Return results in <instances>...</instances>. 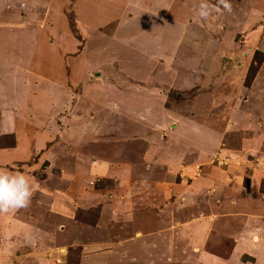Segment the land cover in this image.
<instances>
[{"label": "rangeland", "instance_id": "1", "mask_svg": "<svg viewBox=\"0 0 264 264\" xmlns=\"http://www.w3.org/2000/svg\"><path fill=\"white\" fill-rule=\"evenodd\" d=\"M47 1L0 0V11L5 8L3 16L6 18V25L0 26V55L2 56L0 58V83L5 80L11 87L9 91L12 94L25 99L26 108L31 107L34 114L37 113L41 117L47 114L51 108L47 88L50 90L49 93L53 94L54 91L51 89L53 87L46 86L45 82L39 80L41 77L50 79L55 86L56 83H59V86L54 88H60L63 92L70 86L73 88L77 86L80 91L84 84L92 86V84L97 85L99 83V86L104 87L106 85L112 87L124 85L128 91L130 90L129 93L135 88L139 93L148 94V100L143 102L135 99L136 97L132 94H128L126 104L121 102V105L117 104L114 108L113 100L115 98L112 96L113 109L108 120H122L121 126L127 124L128 129L133 126L129 124L130 122L136 121V127H139L140 120L143 122L148 120L149 126L153 130L150 131V135L154 137V135L159 136L160 132L167 131L166 128L169 130L178 128L179 124L176 121H170L174 119L172 115L176 114V117L180 115V119L187 120L180 121L178 119L184 124L180 131L175 130V134L184 136V133L189 132L185 143H188L191 148L198 147L200 151L211 150L216 145L214 152L203 162L200 161L193 165L192 162L195 157L193 152L189 157L180 158L181 166L178 169L180 173L177 170L174 171L176 175L170 180L171 186L174 185V196L167 200L165 199V188L161 186V183L165 181L162 170L160 173L153 171L154 173L146 175L147 172L151 171L145 169L147 171L145 173L146 179L141 184L145 187H140V190L135 191L137 202L134 199V203L120 204L116 202L115 210L119 207L121 220L118 222L109 221L105 227L107 228L105 229L106 233L104 230L95 229L88 236L85 235L84 237L88 240L97 239V243L92 248L81 245V242L86 241V239L84 237L80 239L83 234L81 230L78 231V236H74L72 242L59 245L62 255L60 264H204L203 262L211 260L210 258H215V256L225 261L230 260L228 257L235 246V236L238 237L239 232L244 229L242 228L243 224H250L252 221L248 222L244 216L247 206H245L246 199L242 197L241 204L244 210H239L234 205L232 210H234L235 217L231 216L232 220L230 219L228 224L224 225L222 219L224 215L221 213L230 211L231 203L223 197L226 187L222 182L227 179L226 177H231L229 175L238 171L244 176L241 184L243 187H248L247 175L249 168L253 165L251 160L258 156L264 157V0H192L188 1L190 14L188 11L184 14L178 7L181 0H175L172 13L173 19L176 18L174 22L182 23L186 28L185 35L193 36L197 40L195 46L200 52L196 54L202 53L198 62L191 56L182 55L185 56L183 60L185 67L181 64L176 65L172 61L171 64H174L169 68L163 64H161L162 66L156 65L160 68L156 67L159 70L158 73H155L156 70L150 71L152 69L151 59L145 58L148 56L125 53L128 60L121 62V68L130 75H124L122 70L120 71L118 68L117 60L111 59L99 65L105 67L103 73L106 76L96 81L94 76L99 71H94L91 68L90 72L88 71L89 75L84 77V82L79 74L76 76L79 80L77 85L71 80L82 69L86 70L96 63H101L108 57L105 52L110 51L116 56L117 50L126 51L127 48L124 47L125 44L122 41H120L121 46L115 43L111 45L106 43L105 45L106 40L94 33L90 42L85 44V48L78 49L70 46L72 44L67 35L64 36L66 39H62L58 44L49 45L47 43L49 40H46V38L49 39V36H46L44 29L41 28L47 18V15H44L49 7ZM64 5L66 8L67 3ZM84 7L87 12L90 9V4L85 2ZM206 9L209 10L208 13L203 14L202 11ZM28 15H34L31 22L28 21ZM108 16L106 15V18ZM52 19L55 20L56 28L51 35L56 37L54 34L58 28L61 30L62 21L56 12H53ZM161 20L166 22V19ZM144 21L146 23L147 20ZM139 29V26L132 29L131 37H134L136 33L144 34L138 32ZM189 29L191 33L188 34ZM63 30L65 29L63 28ZM28 33H32L31 42L28 40ZM74 35L75 38H80L77 32ZM12 36L13 41H11ZM134 39L136 41L135 43L132 42V45L137 48H144L147 44L152 43V39L145 38V36ZM95 53L99 55L97 54L95 57ZM180 69L183 71L179 76ZM108 71L109 78L107 77ZM165 71L173 72V77L169 79ZM9 72H13L12 75L15 76L13 83L10 77L3 78ZM93 80L96 83H93ZM22 83L25 84L24 87L21 86ZM168 86L177 89L172 90ZM55 90L57 91V89ZM86 91L90 92V89H86ZM115 93L117 92L112 91L110 96ZM92 95L94 99H100L97 90ZM155 97L158 98V102L152 101ZM199 97L201 100L197 105L198 102H194L195 98ZM163 99H165L163 113L172 114L169 116L170 119L161 116V113L155 110V104L162 103ZM20 107L21 104L18 108ZM129 107L130 110L126 112ZM133 112L138 116H133ZM94 120L98 119L94 118ZM207 120L208 123H205ZM32 121L38 122L37 120ZM63 121L65 120H51L53 126L59 128L57 139L63 141L60 142L61 144L72 141V139H78L80 144L85 142L87 129H84V126L73 125L74 121L70 125H66ZM201 131H210L208 134L212 142L210 139L203 141L202 137L200 140L198 133ZM170 132L174 135L173 131L170 130ZM134 134L143 140L142 136L137 133ZM142 135H146V131H143ZM82 139L83 141H80ZM73 142L72 144H74ZM136 142L125 145L120 143L121 147H116L118 151L116 149L113 151L111 148L109 150V146L103 140L100 143L87 146L85 143L81 144L79 146L81 149L78 151L82 152L81 150H83L95 155H103L106 149L111 153L118 152V156H123L124 151H128L126 146L131 148L142 146L143 141ZM53 146H51L50 157L52 156L54 160L57 159L58 155L53 154L55 152ZM170 148L186 147L184 145H172ZM142 149L144 150L143 146ZM160 149L162 150V148ZM162 159L168 161L164 154ZM30 160L36 163L39 159L35 155ZM45 160L41 161L42 165L36 167L37 170L33 172L34 176L32 174V177L42 184L44 190L39 191L35 186L36 189H32L31 194L35 197L34 199L43 197L46 208L47 205L49 208L50 198L58 191L53 188L61 187L64 182L60 181V168L58 166L48 168V163ZM64 161L61 160V164L64 165ZM248 162H250V167H247ZM79 164L78 172L85 173L86 164L83 160H80ZM16 166L15 169L27 170L25 167ZM203 166L207 167L209 173L220 184L216 189L217 193L214 195L209 191L206 192L207 190L204 192L203 188L197 189L190 183L191 180H194L191 177L193 176L192 169L196 168L198 178L202 176L199 174L202 173L199 170ZM163 167V163L159 161L156 171ZM182 167H186V170L189 171L188 175L182 173ZM179 175L186 178L184 183ZM85 184L83 199L78 200L82 207L78 205L71 210H65L67 207L64 206V210L72 216L74 222L89 227L97 226L98 221H101L99 215L103 209V204L100 201L102 198L98 193L101 192L100 189H106L110 192V196L116 199V188H113L115 185L111 180L96 177L91 178ZM177 185L181 186L177 187ZM186 185L192 191H188L189 189L185 191L184 186ZM88 189L89 193L94 192L91 195V201L87 197ZM198 190L201 191L198 192ZM71 192L72 194L75 193V191ZM210 194L211 196H209ZM257 194L264 195V184L258 189ZM6 195L7 193L3 194L4 197ZM139 196L141 199L138 198ZM249 198L251 200L252 195ZM1 206L8 210L12 207L6 206V204ZM58 225L57 222L51 228L60 229ZM135 234L136 237H140L135 238ZM32 236L26 235L24 241L29 243L39 239L40 242L33 243L31 247L29 244L19 246L20 250H18L21 251V257L18 260L20 264L36 262L39 258L29 257L30 251L36 246L42 249L47 246L48 239L44 240L38 235ZM241 237L238 240H244ZM12 239L5 238L6 242ZM261 239H264V235L261 236ZM255 240L257 239L253 238V241ZM247 249L258 257L259 261L264 262V251L261 252L258 246L255 249L250 247L248 242ZM241 250H243L242 247L236 249L234 257ZM10 255L9 258L6 256V261L12 262ZM235 259L236 264H244L246 261L249 264H257L254 257L245 254L239 255Z\"/></svg>", "mask_w": 264, "mask_h": 264}, {"label": "crops", "instance_id": "2", "mask_svg": "<svg viewBox=\"0 0 264 264\" xmlns=\"http://www.w3.org/2000/svg\"><path fill=\"white\" fill-rule=\"evenodd\" d=\"M188 1L192 0H181L178 3V7L184 14L187 11L190 14ZM85 2L90 4V9L87 12L84 7ZM174 2L175 0H48L47 6L49 7L44 14L47 15V18L44 22L45 24H43L41 28L44 29L46 36H49V39L46 38V40H49V42H47L49 45L58 44L62 39H66L64 36L67 35L72 44L70 46L73 48L77 47L78 49L85 48V44L90 42L93 33L97 34V36H102L104 40H106L105 45L106 43H108V45L112 43L120 45V41L125 44L124 47L127 48L126 51H120L114 48L117 50L115 52L116 56L110 51L105 52L108 57L101 63H96L93 67L86 70L82 69L74 75L71 81L76 85L79 84L78 77L76 78V76L79 74V77L84 82V77L89 75V70L91 68L100 73H95L94 78L96 81L106 76V74L103 73L105 67L103 68V66L99 65L111 59L117 60L118 68L120 71L122 70L124 75H130L121 68V62L128 60L125 53H133L141 56L144 54L148 56L145 58L151 59L152 69L150 71L156 70L155 73H158L159 69L157 70L156 68L158 64H163L166 68H169V66L172 67L174 63L171 64V62L174 61L176 65L181 64L185 67L183 62L185 56H191L198 62L202 55V53H199V55L196 54L200 51L195 46L197 44L195 37L185 35V26L178 21L174 22L176 21V18L173 19L174 16L172 15L175 5ZM66 3L67 7L65 8L64 4ZM58 9H60V11H58ZM208 11L209 10L206 9L202 11V13L207 14ZM53 12L58 13V18L62 21L61 30L58 28L56 34H54L56 37L52 36L53 30L56 28L55 20L52 19ZM3 13L5 14V8L0 11V26L6 25V18L3 16ZM106 15L109 16L106 18ZM28 17L29 22L34 19V15H28ZM161 19H166V22ZM144 20H147L146 23ZM162 22H164L163 25H161ZM138 26L140 28L138 32L144 34L140 35L136 33L134 37H131L132 29ZM63 28L65 30H63ZM145 30L146 32H144ZM75 32L80 36L79 39L75 38ZM189 33H191L190 29L188 31V34ZM28 34V40L31 42L32 33ZM142 36L152 39V43L147 44L144 48L134 47L132 45V42L135 43L136 41L134 38H141ZM11 41H13V36L11 37ZM94 48L96 50V46ZM97 54L98 53H95L94 56L96 57ZM1 57L0 55V58ZM110 69L109 67V70ZM182 71L183 70L180 69L179 76L182 74ZM165 73H167L166 76L169 77V79L173 77V72L169 73L165 71ZM12 74L13 72H9L3 78L10 77L13 83L15 76ZM109 76L110 74L108 71L107 77L109 78ZM39 80L45 82L46 86L53 87L51 89L56 92L51 94L49 93L50 90L47 88L49 94L48 100L51 101V108L43 117L39 116L37 113L34 114L31 107L26 108L25 99L12 94L11 91H9L11 87L5 80L0 83V264H20L18 260L21 257L19 246L29 244L31 247L33 243L40 242L39 239H35L27 243L24 241L26 235L28 237H31V235H38L44 240L48 239L46 248L42 249L35 245L36 247L30 251L29 257L39 258V260L32 262V264H60L62 255L60 253L61 246L59 245L69 241L72 242L73 237L78 236V231H82L83 235L80 237V239H82L95 229L104 230L105 232V229H107L105 227L111 220L115 222L121 220L122 216H119V207L116 209L117 212L115 210L116 202L120 204L125 202L134 203L137 197L135 191L137 189L140 190V187H145L141 184H143V181L146 179L145 173L147 171L151 172H147L146 175L154 172L160 173L162 170L165 181L161 183V186L165 188L164 193L166 195L165 199L167 200L169 197L172 198L174 196V185L171 186L170 180L176 175L174 171H178L181 166L180 158L189 157L191 152H193L195 157L192 163L194 165L200 161L203 162L207 160L208 156L214 152L213 150L216 147V145H214L215 147L213 146L214 148L211 150L200 151L198 147L191 148L188 143H185V140H187L189 136V132L184 133V136L175 134V130L180 131L184 124L180 121L187 120L180 119V115L177 117L173 116V118L177 120H170H173V122L176 121V123L179 124L178 128L170 129L174 132V135L170 134L169 128H166L167 131L160 132L159 136L154 135V137L150 135V131L153 130L150 128L148 120L144 122L140 120L141 123L137 121L140 123L139 127H136V121L134 123L130 122L129 124L133 125L130 129H128L129 126H127V124L121 126L122 120H108L113 107L115 108L117 104L121 105V102L124 105L126 104L128 94H132L137 100L147 102L149 97L148 94L144 95L143 93H139L135 88L129 93L130 90L128 91L124 85H117V87L106 85L104 87L101 85L99 86V83H97V85L92 84V86L90 84H84L80 91L77 86L74 88L70 86L63 92L60 88H54L59 86V83L55 82L57 84L55 86L50 79L41 77ZM93 83L96 82L94 81ZM24 85V83L21 84L23 87ZM168 87L172 90L177 89H174L175 87L172 88V86ZM55 89H57V91ZM86 89H90V92H87ZM95 90H97V95L100 99H94L92 94ZM112 91H116L117 93L110 96ZM112 96L115 98V100H113L115 104H113V107L111 103ZM200 100V97L195 98L194 103L198 102L197 105H199ZM152 101L158 102L159 100L155 97ZM164 101L165 99H163L162 103L155 104V110L161 113V116L170 119L169 116L172 114L163 113V109H165ZM19 104H21L20 108H18ZM128 106L130 105L128 104ZM148 107L151 108V106ZM127 110H130V107L126 109V112ZM136 115L137 114L133 112V116L136 117ZM94 118L98 120H94ZM32 120H37L38 122L36 123ZM51 120H65L63 123L66 125H70L71 122L74 121L73 125L77 124L84 126V129H87V136L85 139L82 137L85 142L81 144L85 143L86 146L100 143L105 140L106 144L109 146V150L111 148L113 151L114 149L118 151L116 147H121L120 143L125 145L127 143L143 141L141 144L144 150L142 146H134L133 148L126 146L128 151L125 150L123 156H118V152L111 153V151H107L106 149L103 155H95L92 152L83 150L80 152L78 149H81L79 148L81 144L78 142V139H72L74 144H72V141H66L62 144L60 143L62 140L58 141L57 134L59 128H55ZM99 122L102 123V125H100ZM97 123H99V125H97ZM205 123H208V120ZM143 131H146V135H142ZM209 132L210 131L199 132L198 135L200 140L201 137L203 141L210 139ZM134 133L142 136L143 140L136 137ZM129 134L132 135L128 136ZM83 139L80 141H83ZM180 141L182 142L179 143ZM53 143H56L55 146H53ZM172 145H184L186 148L171 149L170 146ZM51 146L55 149L53 154L58 155L57 159L53 160L52 156L50 157ZM160 148H162V150ZM163 154L168 158V161H163ZM35 155H37L39 159L36 163L30 160L32 157H35ZM114 155L117 157H113ZM44 159H46L45 162L47 161L48 163V168L51 166H58L60 168V181L64 182L61 187L53 188L58 191L50 198L49 208L48 205L46 208L43 197L34 199L35 197L31 194V190L34 189L35 186L39 191L44 190L42 184L38 183L32 177V174L34 176L33 172L37 170L36 167H39L42 163L41 161ZM61 160H65L64 165L61 164ZM80 160H83L86 164L85 173L78 172ZM159 161L163 163L164 170L160 168L156 171ZM251 162V164H253L252 167L249 165L250 162H248V164L244 163L247 164V167H250L249 174L247 175L248 187H243L241 184L244 176L238 171L229 175L231 177H226L227 179L223 180L224 182L222 183L226 187L223 197L226 201L229 200L231 203L230 211L233 209L234 205L239 210H244L241 204V198L243 197L246 199L245 206H247V208L245 207L246 213L244 216L248 222H252H250V224H243L242 228L244 229L239 232L238 237L235 236L236 243L228 257L230 260L225 261L215 256V258L211 257V260L203 262L204 264H232L233 262L236 264L237 261L235 257L238 258L239 255L243 256L244 254L254 257L257 264H264V262L259 261L258 257L247 249V243L249 242L250 247L256 249L258 246L261 252L264 251V239H261V236L264 235V195H256L258 189L264 184V157L258 156L254 160H251ZM16 165L18 167H25L27 170H23L22 168L15 169ZM182 168V173L188 175L189 171L186 170V167ZM206 168L207 167L203 166L201 170H199L202 172L199 173L202 176L198 178L196 176V168H194V170L192 169L193 176L191 177L194 180L189 178L191 180L190 183H192L194 187H197V189L203 188L204 192L207 190L206 192L209 191V193L214 195V193H217L216 189L220 184H218V180H215L213 178L214 176L209 173V170ZM178 172L180 173V171ZM93 177L111 180L115 185L113 188H116V199L110 196L108 190L100 189L101 192L98 194L101 196L102 199H99L103 204V209L99 215L101 221H98L96 224L97 226L92 225L89 227L88 225L84 226L81 223L74 222L72 216L69 213L67 214L65 210H71L75 206L78 207V205L81 206L78 200L83 199L82 194H84L83 190L86 187L85 183ZM179 177L183 183L184 180L186 181L185 177L182 178L180 175ZM179 186L181 185H177V187ZM184 187L186 189L185 191L189 189L187 185ZM71 191H75V193L72 194ZM188 191L192 190L189 189ZM200 191L201 190H198V192ZM4 193H7L6 197L3 196ZM87 193V197H89L88 200L91 201V195L94 194V192L89 193L88 189ZM211 194L209 196H211ZM251 195L252 199L250 200L249 197ZM138 198L141 199V196ZM250 201H252L251 205L249 204ZM97 202L99 203V201ZM65 203L66 205H64ZM3 204L12 207L8 210L4 206H1ZM64 206L67 208L65 209ZM230 211L221 213V215H224V218H222L224 225L228 224L230 219L232 220L231 216L235 217V213H233L234 210ZM31 221H33V223H31ZM54 222L59 223L58 227L60 229L56 228L54 230V228H51V226L55 224ZM139 237H136L135 234V238ZM239 237L244 238V240H238ZM5 238L13 239L6 242ZM84 238L86 241L81 242V245L92 248L97 243V239L88 240V238ZM253 238L257 240L253 241ZM239 247H242L243 250L238 253L239 255L237 254V256L234 257L235 250ZM9 254H11L12 262L10 260V262L6 261V256L9 258ZM244 264L249 263L246 261Z\"/></svg>", "mask_w": 264, "mask_h": 264}, {"label": "trees", "instance_id": "3", "mask_svg": "<svg viewBox=\"0 0 264 264\" xmlns=\"http://www.w3.org/2000/svg\"><path fill=\"white\" fill-rule=\"evenodd\" d=\"M172 116H176V115L174 114V115H172Z\"/></svg>", "mask_w": 264, "mask_h": 264}]
</instances>
